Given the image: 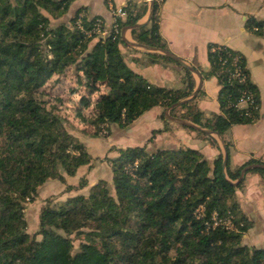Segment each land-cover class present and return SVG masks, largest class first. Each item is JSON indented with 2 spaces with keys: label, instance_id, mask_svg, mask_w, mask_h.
Wrapping results in <instances>:
<instances>
[{
  "label": "trees",
  "instance_id": "16d2710c",
  "mask_svg": "<svg viewBox=\"0 0 264 264\" xmlns=\"http://www.w3.org/2000/svg\"><path fill=\"white\" fill-rule=\"evenodd\" d=\"M72 2L0 0V264H264V250L243 241L251 223L235 194L243 180L233 184L243 168L264 163L249 160L231 170L227 162L223 169L222 154L208 162L191 148L117 150V158L106 157L111 182L101 179L86 194L54 205L46 199L38 230L28 233L26 203L34 202L46 182H64L62 174L73 177L92 159L66 131L64 118L48 108L50 100H43L48 84L78 68L77 80L81 77L88 93L96 95L89 120L95 138L111 134L112 127L126 129L152 108L165 110L195 88L192 73L165 55L145 53L150 63L179 66L183 88L156 87L126 65L122 30L138 23L145 5L123 6L124 17L115 18V28L102 37L93 30L97 19L100 30L105 23L84 9L67 23H50ZM158 6L154 3L149 23L132 29L131 37L168 50L159 34ZM247 28L264 36L263 22L251 18ZM207 61L208 72L192 65L203 80L214 77L220 86V113L206 117L193 99L170 114L221 136L234 125L254 124L259 91L243 56L210 44ZM236 69L242 82L232 77ZM242 96L249 98L245 107L238 106ZM197 134L216 144L211 135ZM247 173L259 174L264 186V169Z\"/></svg>",
  "mask_w": 264,
  "mask_h": 264
},
{
  "label": "crops",
  "instance_id": "0c3cea01",
  "mask_svg": "<svg viewBox=\"0 0 264 264\" xmlns=\"http://www.w3.org/2000/svg\"><path fill=\"white\" fill-rule=\"evenodd\" d=\"M130 2L147 7L145 14L138 21V23L147 25L149 23L147 13L150 9L147 0H73L67 13L57 20H50V23L52 25L67 23L79 9H84L89 18L98 16L106 27H110L113 22L109 5L118 8ZM157 17L162 41L166 44L168 51L185 65L193 68L192 63H196L202 71L208 72L210 64L207 61V53L210 44L226 46L243 56L250 82L256 85L259 91L260 116L252 125L232 126L222 135V139L224 145L228 146L227 162L231 170L249 160H259L264 163V36H259L247 28V22L251 18L264 23V0H163L158 6ZM123 39L134 42L131 30L123 33ZM94 43L95 41L91 44ZM120 50L126 65L136 74L143 76L150 84L168 90L183 88L184 71L179 66L150 63L145 53L152 52L137 50L124 42L120 46ZM191 73L194 90L199 86L198 93L202 91L201 96L197 97V93L194 98L196 107L206 117L212 113L219 114L217 95L220 86L215 78L210 77L203 80L198 72L199 76L194 72ZM164 114L165 110L159 107L143 113L125 132L122 131L117 135L121 140L116 141V145L113 143L111 147L116 150L143 148V146H146L147 150L191 148L202 153L208 162L216 159L219 154L224 156L222 144L214 134L210 135L216 141L215 145L200 137L197 131L184 129L185 127L182 128L183 126L180 127L167 120ZM115 128L120 131L117 127ZM107 157L117 158L118 155L114 151L112 156L108 155ZM107 170L106 178L100 177L97 181L89 183L87 178L84 179V184L81 186L82 191L80 190L75 195L86 194L88 189L101 179L111 182L109 165ZM78 171L75 176L78 175ZM242 180L243 185L236 189L235 194L242 215L251 223L250 228L243 236V241L250 247L264 250V186L262 179L257 173H245ZM47 183L49 181L44 185ZM72 189L69 187L65 190L63 200L75 196L70 194Z\"/></svg>",
  "mask_w": 264,
  "mask_h": 264
},
{
  "label": "rangeland",
  "instance_id": "374dc122",
  "mask_svg": "<svg viewBox=\"0 0 264 264\" xmlns=\"http://www.w3.org/2000/svg\"><path fill=\"white\" fill-rule=\"evenodd\" d=\"M77 71L78 68L75 67L63 78L57 81L53 80L51 84H48L43 89L45 94L43 100H50L51 105L48 108L64 118L63 125L66 131L84 144L92 159L90 165L82 167L78 171V175L71 178L62 174L65 178L64 182L58 180L49 181V183L39 188L34 202L26 203L24 218L28 224L27 231L30 235H33L39 228L38 216L46 199H51L52 205H54L56 202L63 200L65 190L69 187L73 188L70 194H77L81 190L84 179L87 178L86 180L89 183L97 181L100 177L106 178L109 165L106 157L108 155L112 156L114 151L117 153V150L111 145L113 143L116 145L118 140H121L117 135L121 134L122 131L125 132L128 128L119 129L117 127L120 130L118 131L113 127V135L93 137L94 130L89 120L93 118L95 112L93 102L96 99V95L88 93L81 77L77 80ZM56 104H58L57 107ZM171 147L174 146L171 145ZM77 244L78 240H75V247L78 246Z\"/></svg>",
  "mask_w": 264,
  "mask_h": 264
},
{
  "label": "water",
  "instance_id": "95a60500",
  "mask_svg": "<svg viewBox=\"0 0 264 264\" xmlns=\"http://www.w3.org/2000/svg\"><path fill=\"white\" fill-rule=\"evenodd\" d=\"M153 10H154V2L151 1V3H150V9H149V11L147 13V19H150V17L153 14ZM141 26H143V23H137L135 26H133L131 28L130 27H125L122 30V34H121L122 35L123 42L126 43V44H128L132 48H135V49L140 50V51L143 50V51H146V52L157 53V54L162 55V56L165 55V56L169 57L170 59H172L177 64L183 66L184 68H187L188 70H190L191 72L196 73L199 76V74L197 72H195L194 69L191 66H189L187 64L185 65L178 57H176L175 55H173L168 50H164V49L161 50V49L153 48V47L146 46V45H143V44L140 45V44H137L135 42H128V41H126V40L123 39V33L125 31L132 30V29H136V28H141ZM199 89H200V87L198 86L197 89H195L192 92L191 95L187 96V98L178 101L177 103L173 104L169 108H165V114H164V116H165V118L167 120H169V121H171V122H173V123H175V124H177L179 126H183L185 128H190V129L195 130V131H201V132H203L205 134H208V135L214 134L220 140V142L222 144V149H223V153H224L222 167L224 169L225 168V165L227 163V152H226L225 145L223 143L222 136L220 134L216 133V132H212V131H208L206 129H203V128H201V127H199V126L191 123L190 121H185L183 119H180V118H177V117H173L170 114L171 108L180 107V106L186 104L188 101L193 100L196 97ZM255 168L264 169V165L263 164H255V165L246 166L245 168H243L240 171V177L236 181H234L233 184L236 185L238 182H240L243 179L245 173H247L249 170H254ZM223 175H224V171H223Z\"/></svg>",
  "mask_w": 264,
  "mask_h": 264
},
{
  "label": "built area",
  "instance_id": "2783aa9c",
  "mask_svg": "<svg viewBox=\"0 0 264 264\" xmlns=\"http://www.w3.org/2000/svg\"><path fill=\"white\" fill-rule=\"evenodd\" d=\"M147 1H148L149 4L151 3V1H153L154 3L160 4V3H162L163 0H147ZM122 7L123 6H119L118 8H116V7L112 6V5H109V10H110V12L112 14V22H113L112 24L115 23L114 22L115 18H118V17L119 18H123L124 17V11H123ZM99 22H100L99 19H97L96 20L97 27L93 30V32H99L102 37L107 36L109 34L110 30L112 28H115V26L111 25L110 27H105L104 30H100L99 27H100L101 23H99ZM76 23L78 24V27L80 28L81 27V23H79V21H77ZM234 66H237V64L234 63ZM232 77H239V80L241 82L244 80V77H240L239 69L235 70V72L232 74ZM248 100H249V98H247L245 96H242L239 99V101H238V106L239 107H242V106L245 107V105H246Z\"/></svg>",
  "mask_w": 264,
  "mask_h": 264
}]
</instances>
